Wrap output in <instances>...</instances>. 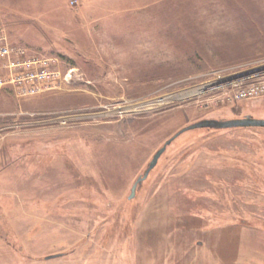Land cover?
<instances>
[{
	"label": "rangeland",
	"instance_id": "1",
	"mask_svg": "<svg viewBox=\"0 0 264 264\" xmlns=\"http://www.w3.org/2000/svg\"><path fill=\"white\" fill-rule=\"evenodd\" d=\"M0 46V264H264V127L182 132L129 198L181 128L264 119V0H0Z\"/></svg>",
	"mask_w": 264,
	"mask_h": 264
},
{
	"label": "water",
	"instance_id": "2",
	"mask_svg": "<svg viewBox=\"0 0 264 264\" xmlns=\"http://www.w3.org/2000/svg\"><path fill=\"white\" fill-rule=\"evenodd\" d=\"M264 127V119L262 118H253V117H243V118H233V119H203L192 124H189L177 132H175L169 139L166 140L163 146H161L156 152L153 154L151 160L149 161L146 170L143 172L141 176L134 181L132 184L129 198H131L134 193L137 185L146 178L149 170L156 164L159 156L165 150L166 145L170 143L174 138H176L179 134L186 130L194 129V128H232V127Z\"/></svg>",
	"mask_w": 264,
	"mask_h": 264
},
{
	"label": "crops",
	"instance_id": "3",
	"mask_svg": "<svg viewBox=\"0 0 264 264\" xmlns=\"http://www.w3.org/2000/svg\"><path fill=\"white\" fill-rule=\"evenodd\" d=\"M152 225H154V226H148V228L151 227L153 229L154 228L156 229V228H160L161 225L164 226V224H159V225L152 224ZM141 233L142 232H140L139 236H141ZM154 234H156L155 237H157V238H156V240H155V242H154L153 245L150 243L148 255L145 254V256H144L143 249L140 247V244L138 243L139 244V247H136L135 248V250L137 252H134L135 253V264H139V262H141L140 260H142V262H144L145 264H168V263H165V262H169V264H173V262H175L174 261V258H172L174 256V249H175V248L173 249V245H179V244H181L182 241H183V239L171 238L170 235L167 236V232H164V234H162V236L158 235V233H153V235ZM146 250L147 249L145 248V251ZM139 252H141L142 255H141V253L139 254ZM209 253L210 252H208V254H206V255L209 256L210 255ZM220 253L221 252H217V254H218L217 257L213 253L214 257L216 259H218L217 263H219V264H221V256H220L221 254ZM140 255H141V257H140ZM191 256H192V258H190V259H193V257L195 256L194 252L191 253ZM137 257H138V259H137ZM222 260L224 261V258ZM158 261H161V262L159 263ZM179 261H180L179 264H182L183 262L186 264V263H188L189 259H185L184 260L180 256L179 257Z\"/></svg>",
	"mask_w": 264,
	"mask_h": 264
},
{
	"label": "built area",
	"instance_id": "4",
	"mask_svg": "<svg viewBox=\"0 0 264 264\" xmlns=\"http://www.w3.org/2000/svg\"><path fill=\"white\" fill-rule=\"evenodd\" d=\"M0 56H7L8 67H10L12 64L10 63V50L7 47L0 46ZM25 65H29V63ZM27 75H29V78L31 77V81L33 82L35 78H45L51 74L46 70H41L40 72H28ZM251 75H249L250 77L244 76L247 77L244 80L238 79L231 83V98L235 100H244L264 96V71L256 72Z\"/></svg>",
	"mask_w": 264,
	"mask_h": 264
},
{
	"label": "bare ground",
	"instance_id": "5",
	"mask_svg": "<svg viewBox=\"0 0 264 264\" xmlns=\"http://www.w3.org/2000/svg\"><path fill=\"white\" fill-rule=\"evenodd\" d=\"M207 87H208V86H207ZM197 90H198V89H194V90H192V91H190V92L182 93L181 95H179V93H178V94L173 95V96H170V97H168V98H169V99L181 98V97H184V96H186V95L192 93L193 91H197ZM168 98L162 97V98H160L159 100L156 99V100H151V101H164V100H166V99H168Z\"/></svg>",
	"mask_w": 264,
	"mask_h": 264
}]
</instances>
